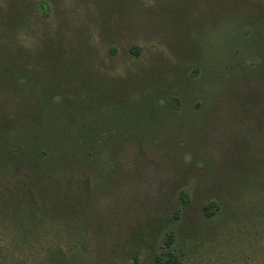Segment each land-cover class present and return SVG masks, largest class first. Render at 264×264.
<instances>
[{
  "label": "rangeland",
  "instance_id": "rangeland-1",
  "mask_svg": "<svg viewBox=\"0 0 264 264\" xmlns=\"http://www.w3.org/2000/svg\"><path fill=\"white\" fill-rule=\"evenodd\" d=\"M10 1L0 264H264V0Z\"/></svg>",
  "mask_w": 264,
  "mask_h": 264
},
{
  "label": "trees",
  "instance_id": "trees-1",
  "mask_svg": "<svg viewBox=\"0 0 264 264\" xmlns=\"http://www.w3.org/2000/svg\"><path fill=\"white\" fill-rule=\"evenodd\" d=\"M17 5L14 1H10L7 3L6 7L1 12L0 18V76L8 77L12 74L13 65L16 64L17 53L13 48V43L11 40V31L10 29L17 21L15 20V7ZM39 10L42 11L43 15L47 13V4L45 2H40ZM15 62V63H13ZM255 101L252 99V103ZM213 204L210 205L212 208ZM210 210V209H209ZM213 211L210 210L208 212L209 215H212ZM133 264H138L135 260ZM164 264H180V262L174 257L171 256Z\"/></svg>",
  "mask_w": 264,
  "mask_h": 264
}]
</instances>
